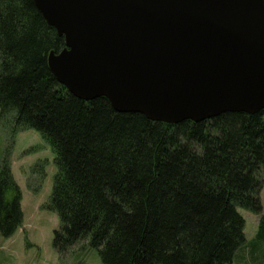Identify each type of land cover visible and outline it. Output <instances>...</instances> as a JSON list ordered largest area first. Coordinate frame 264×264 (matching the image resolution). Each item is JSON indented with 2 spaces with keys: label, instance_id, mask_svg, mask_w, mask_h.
<instances>
[{
  "label": "trees",
  "instance_id": "16d2710c",
  "mask_svg": "<svg viewBox=\"0 0 264 264\" xmlns=\"http://www.w3.org/2000/svg\"><path fill=\"white\" fill-rule=\"evenodd\" d=\"M64 45L33 0H0V121L37 130L54 153L46 207L60 259L83 245L102 264H224L245 241L238 208L261 213L253 240L264 244V108L173 124L118 112L57 81L47 56ZM20 199L5 155L4 237L22 222Z\"/></svg>",
  "mask_w": 264,
  "mask_h": 264
},
{
  "label": "water",
  "instance_id": "95a60500",
  "mask_svg": "<svg viewBox=\"0 0 264 264\" xmlns=\"http://www.w3.org/2000/svg\"><path fill=\"white\" fill-rule=\"evenodd\" d=\"M74 96L166 123L264 108V0H33Z\"/></svg>",
  "mask_w": 264,
  "mask_h": 264
},
{
  "label": "rangeland",
  "instance_id": "374dc122",
  "mask_svg": "<svg viewBox=\"0 0 264 264\" xmlns=\"http://www.w3.org/2000/svg\"><path fill=\"white\" fill-rule=\"evenodd\" d=\"M5 155L20 189L22 222L12 235L0 233V264H102L95 248L76 246L62 260L52 247L60 221L46 203L56 168L54 153L41 134L32 128L12 134L11 127L0 121V160ZM259 198L263 212L264 177ZM238 211L244 218L245 241L224 264H264V244L253 240L261 213Z\"/></svg>",
  "mask_w": 264,
  "mask_h": 264
}]
</instances>
